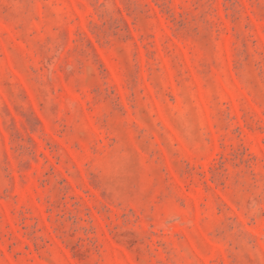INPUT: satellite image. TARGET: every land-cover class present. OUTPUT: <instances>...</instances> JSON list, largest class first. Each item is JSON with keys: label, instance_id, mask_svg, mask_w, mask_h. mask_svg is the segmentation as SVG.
<instances>
[{"label": "rangeland", "instance_id": "374dc122", "mask_svg": "<svg viewBox=\"0 0 264 264\" xmlns=\"http://www.w3.org/2000/svg\"><path fill=\"white\" fill-rule=\"evenodd\" d=\"M0 264H264V0H0Z\"/></svg>", "mask_w": 264, "mask_h": 264}]
</instances>
